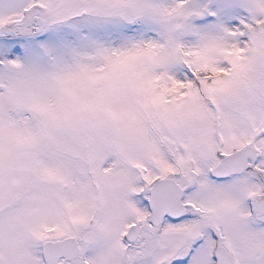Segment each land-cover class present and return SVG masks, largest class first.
<instances>
[{
    "label": "snow or ice",
    "instance_id": "1",
    "mask_svg": "<svg viewBox=\"0 0 264 264\" xmlns=\"http://www.w3.org/2000/svg\"><path fill=\"white\" fill-rule=\"evenodd\" d=\"M0 264H264V0H0Z\"/></svg>",
    "mask_w": 264,
    "mask_h": 264
}]
</instances>
